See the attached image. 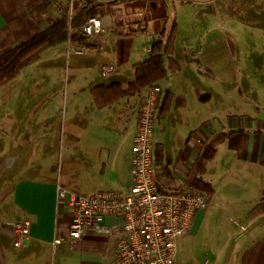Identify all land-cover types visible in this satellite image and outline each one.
Segmentation results:
<instances>
[{"label": "crops", "instance_id": "1", "mask_svg": "<svg viewBox=\"0 0 264 264\" xmlns=\"http://www.w3.org/2000/svg\"><path fill=\"white\" fill-rule=\"evenodd\" d=\"M176 1L179 5L191 6L211 0ZM169 2L174 3V0H75L72 13L94 7L102 24V19L114 14L115 10L121 9L122 15L136 14L142 8L154 11L161 4L168 7L166 4ZM68 14L67 0H0V52L37 35ZM161 16L150 15L145 28L148 23L153 24L158 38L167 21L170 25L176 24L172 57L178 68L156 83L162 90L153 127L155 173L160 188L172 191L187 189L184 180L202 143L215 132L226 133L202 172L203 180L212 189L211 193H205L209 196V205L197 211L188 231L176 238V260L180 248L186 249L192 256V247L199 235L206 233L204 238L211 243L214 221L223 217L228 222L230 237L209 248L212 256L209 254L208 260L207 257L203 258V263L264 264V212L250 214L253 207L264 203V120L249 119L243 124L237 126L235 123L224 129L222 125V128H216L210 116L203 118L193 114L194 105L207 111L202 93L208 89L205 85L198 86L193 69L186 61V64H181L175 57L182 43L178 39L177 20H165ZM123 22L127 21H116L117 28H122ZM140 22L134 19L127 23L136 25ZM138 31L133 28L126 34L116 33L113 38L104 37L102 31L96 35L98 39H90L94 44L87 49H93V52L83 59H76L79 63L77 66H96L99 69L88 84L90 92L95 85L104 87L112 82L121 88L126 87L133 78V65L147 58L133 62L130 67L126 65L129 44ZM103 39L109 40L108 44ZM63 44L68 46V43L59 45ZM150 44L144 48L147 55ZM114 55H117L115 61L112 59ZM106 64L113 65L114 69L103 72L100 66ZM171 76H175L174 83L175 80L179 83L171 82ZM145 88L130 95L118 96L106 105L104 101L108 92L105 89L101 88L102 91L96 93V100L91 92V110H96V116L106 121L107 125L117 126L112 128L117 135L112 133L108 136L104 129L80 131L81 136H86L83 140L86 146L82 145L80 150L83 166L77 171L75 161H71L70 168L75 167L76 172L70 170L66 176L67 183L61 185L53 176L39 173L42 168L34 165L33 170L21 169L16 172L7 181L9 184L5 183V187L0 188V264H110L112 235L88 230L78 239L70 238L71 212L66 206L67 194L63 200H57L56 188L59 184L80 194L97 190H128L131 181V145L136 132V102ZM130 122L133 124L130 145L122 150L121 142L127 137L124 134ZM89 135L97 136L96 141L89 139ZM90 146L94 147V153ZM210 168H213L212 171ZM24 221L30 223L29 235L21 244L15 245L13 224ZM102 224L115 232L121 225V218L105 215Z\"/></svg>", "mask_w": 264, "mask_h": 264}, {"label": "rangeland", "instance_id": "2", "mask_svg": "<svg viewBox=\"0 0 264 264\" xmlns=\"http://www.w3.org/2000/svg\"><path fill=\"white\" fill-rule=\"evenodd\" d=\"M179 4L174 0L166 4L168 7L161 4L154 11L142 8L136 14L122 15L121 9L115 10L102 19L103 36L113 38L116 33L139 30L129 44L130 52L125 60L130 67L148 56L144 48L152 39H157L153 24L148 23L145 28L147 18L153 14L162 15L165 20L175 18L179 25L178 39L182 42L175 57L193 69L198 86L205 85L208 89L200 90L204 92L207 111L194 105L193 114L203 118L210 116L216 128L224 126V129L249 119L264 120V0ZM120 19L141 22L136 25L123 22L122 28H117L115 22ZM169 26L167 21L165 27ZM90 39L98 38L95 35ZM103 41L108 44L109 40ZM92 52L93 49L86 48L81 54H75L64 44L50 47L0 88V188L3 189L16 172L33 170L34 165L42 168L39 173L53 176L64 185L70 170L80 171L82 165L80 150L82 145L86 146L83 143L86 136L79 132L104 129L108 136L115 134L112 128L117 126L100 120L89 104L88 84L99 69L77 66L76 59H83ZM116 57L112 59L115 61ZM174 77L171 76V82ZM175 81L174 84L179 83ZM132 130L130 122L124 134L127 137L121 142L122 150L130 145ZM88 138L96 141L97 136ZM90 147L94 153V147ZM71 161H75L76 170L70 168ZM214 224L211 243L206 242L205 233L193 244L192 256L180 248L177 259L180 264H208L203 263V258L208 260L212 256L209 248L225 242L231 232L223 217L215 219Z\"/></svg>", "mask_w": 264, "mask_h": 264}, {"label": "built area", "instance_id": "3", "mask_svg": "<svg viewBox=\"0 0 264 264\" xmlns=\"http://www.w3.org/2000/svg\"><path fill=\"white\" fill-rule=\"evenodd\" d=\"M75 0H67L69 21ZM86 36L100 35V17L89 15L79 25ZM68 50L81 54L86 47L68 43ZM103 72L114 69L101 65ZM161 87L152 83L136 102V132L131 145V181L128 190H97L89 194L69 191L59 184L57 200L67 194L66 206L71 212L69 237L78 239L86 231L112 235L110 264H178L176 238L185 234L197 211L209 205V196L202 191H159L155 173L153 127L160 100ZM105 215L121 218L117 231L102 224ZM29 222L13 224L14 244L19 245L29 235Z\"/></svg>", "mask_w": 264, "mask_h": 264}, {"label": "trees", "instance_id": "4", "mask_svg": "<svg viewBox=\"0 0 264 264\" xmlns=\"http://www.w3.org/2000/svg\"><path fill=\"white\" fill-rule=\"evenodd\" d=\"M89 15H96L94 7L73 12L70 21L67 15L28 40L1 51L0 88L6 86L15 78L21 68L37 60L50 47L61 43L80 44L86 48L92 46L94 42L90 40L89 36L82 34L78 28ZM176 31L175 23H172L168 28L163 27L158 38L151 43L147 58L133 65V78L126 84V87L121 88L119 84L114 82L104 87L103 85H95L91 88V92L95 96L94 99L96 100V93L102 91L100 89L103 88L108 92V97L104 101V105H106L118 96L139 92L148 85L165 79L168 72L175 71L178 64L172 57V53ZM98 104L102 103L99 102ZM225 136L226 133L224 132H215L202 143L194 164L185 177L184 181L187 188L211 193V186L203 180L202 172L207 162L213 158L217 144ZM157 185L159 191H167L160 188L158 182ZM261 212H264V203L253 207L250 214L257 215Z\"/></svg>", "mask_w": 264, "mask_h": 264}]
</instances>
